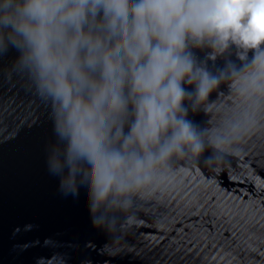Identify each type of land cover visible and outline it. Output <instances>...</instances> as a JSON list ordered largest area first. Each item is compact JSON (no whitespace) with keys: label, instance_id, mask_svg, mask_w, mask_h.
<instances>
[{"label":"clouds","instance_id":"1","mask_svg":"<svg viewBox=\"0 0 264 264\" xmlns=\"http://www.w3.org/2000/svg\"><path fill=\"white\" fill-rule=\"evenodd\" d=\"M11 52L5 77L51 106L46 172L109 255L175 188V162L222 168L264 130V0H0Z\"/></svg>","mask_w":264,"mask_h":264},{"label":"water","instance_id":"2","mask_svg":"<svg viewBox=\"0 0 264 264\" xmlns=\"http://www.w3.org/2000/svg\"><path fill=\"white\" fill-rule=\"evenodd\" d=\"M14 56L0 59V264H264V130L222 168L175 162V188L143 204L126 250L109 255L86 203L61 197L46 172L51 106L5 77ZM219 97L230 99L223 90Z\"/></svg>","mask_w":264,"mask_h":264}]
</instances>
